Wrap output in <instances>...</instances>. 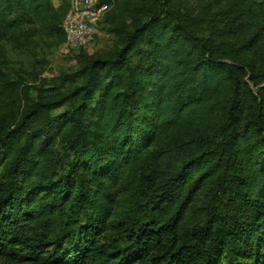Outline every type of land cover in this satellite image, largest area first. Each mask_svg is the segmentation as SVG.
<instances>
[{
  "label": "trees",
  "instance_id": "1",
  "mask_svg": "<svg viewBox=\"0 0 264 264\" xmlns=\"http://www.w3.org/2000/svg\"><path fill=\"white\" fill-rule=\"evenodd\" d=\"M104 1L116 44L42 101L1 42L61 46L69 0H0V258L264 264V0ZM134 179L149 221L126 224L127 246L112 251L99 238Z\"/></svg>",
  "mask_w": 264,
  "mask_h": 264
},
{
  "label": "rangeland",
  "instance_id": "2",
  "mask_svg": "<svg viewBox=\"0 0 264 264\" xmlns=\"http://www.w3.org/2000/svg\"><path fill=\"white\" fill-rule=\"evenodd\" d=\"M110 5V12L115 15L117 13L116 5L112 3ZM212 26V21L204 23L202 26L203 33L210 34ZM116 40L117 38L112 32L110 23L104 21L98 27L96 41L79 53L73 50H63L61 46L49 48L37 37L27 40L22 46L7 40H3L1 45L6 49V58L10 63V71L13 77L29 87L28 98L48 101L64 94L72 86L78 84L80 80L74 73L79 69L80 64L93 54L110 51L116 44ZM66 75H68L67 80L63 81V77ZM23 104H26V99ZM72 104L73 102H68L59 107L54 106L44 115L56 116L64 112ZM4 108L5 110L7 109L6 107ZM16 112L17 108L15 106L12 117L7 121L11 129L16 126L14 121ZM56 152L60 156L59 150ZM140 185L136 179L120 182L118 199L111 216V222L115 223V225L111 222L108 223L99 238L100 245L111 247L112 251L123 250L128 244V237L126 236V230H124L125 225L134 223L136 220L139 222L149 221L148 212L140 204L143 197ZM144 188L148 190L150 185H145ZM66 222L70 231L77 233L80 227L86 224V219L83 214H76L74 210L67 215ZM64 234L65 231H61L60 238ZM0 264L39 263L32 260L15 261L0 258Z\"/></svg>",
  "mask_w": 264,
  "mask_h": 264
},
{
  "label": "built area",
  "instance_id": "3",
  "mask_svg": "<svg viewBox=\"0 0 264 264\" xmlns=\"http://www.w3.org/2000/svg\"><path fill=\"white\" fill-rule=\"evenodd\" d=\"M69 4L61 25L66 37L61 47L78 51L96 41L98 27L111 5L104 0H69Z\"/></svg>",
  "mask_w": 264,
  "mask_h": 264
}]
</instances>
